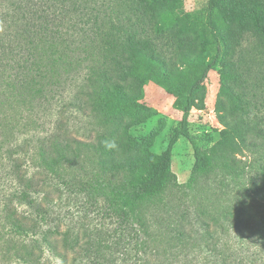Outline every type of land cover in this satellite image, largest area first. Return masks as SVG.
Masks as SVG:
<instances>
[{
  "label": "trees",
  "instance_id": "1",
  "mask_svg": "<svg viewBox=\"0 0 264 264\" xmlns=\"http://www.w3.org/2000/svg\"><path fill=\"white\" fill-rule=\"evenodd\" d=\"M248 37L264 48V0H207L195 20L183 0H0V157L13 186L0 264H264V150L248 156L264 148L262 120L241 91ZM217 66L221 129L202 148L187 119ZM147 81L178 95L182 113L160 154L130 133L154 115ZM69 108L91 125L84 140L62 121L46 132L23 122ZM182 137L194 160L186 184L171 171ZM66 198L101 226L63 222Z\"/></svg>",
  "mask_w": 264,
  "mask_h": 264
},
{
  "label": "rangeland",
  "instance_id": "2",
  "mask_svg": "<svg viewBox=\"0 0 264 264\" xmlns=\"http://www.w3.org/2000/svg\"><path fill=\"white\" fill-rule=\"evenodd\" d=\"M206 3L207 0H183V12L187 19L195 20ZM164 41L166 40H161V43H164ZM162 49L168 56L173 54V48L169 45H164ZM239 56L241 58V66L246 71L247 76V83L241 88V91L245 93L250 103L251 115L262 120L263 136L257 138L256 142L264 147V48L259 46L253 38L248 37L243 41ZM219 70V66L212 70L203 84L204 109L192 111L187 119L188 137L195 139L202 148L212 146L217 141L218 132L221 129L216 121L214 111L220 82ZM176 98L179 99L178 95L167 94L164 86L148 81L143 86L142 102L154 115L144 124L132 128L130 133L140 143L148 145L150 150L156 154H160L165 149L172 129L177 126L182 118V113L175 104ZM25 117L27 118V115ZM24 121L40 124V128L35 126L40 132L50 131L55 128L58 121H62L66 130L72 136L82 140L87 138L91 130L90 123L72 108L66 111L63 115V120H55V110H52L50 113L42 115L40 120L25 119ZM0 132L1 141V129ZM7 135L14 138L13 131L7 132ZM263 150L264 148H259L257 153L253 151V155L248 154V156L251 160L256 161ZM193 161V151L187 138H179L173 147L171 161V171L176 176L179 184L187 183ZM12 187L5 161L0 157V215L3 204ZM190 196L189 192L188 197L185 199L188 205L192 206L199 202L198 198L193 200V197L191 198ZM55 212L63 222L79 229H94L103 223L95 212H91L84 205L74 203L67 198L57 206Z\"/></svg>",
  "mask_w": 264,
  "mask_h": 264
}]
</instances>
